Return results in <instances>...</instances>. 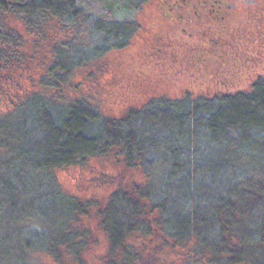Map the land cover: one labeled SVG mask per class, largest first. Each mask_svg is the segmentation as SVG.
<instances>
[{"label":"trees","instance_id":"trees-1","mask_svg":"<svg viewBox=\"0 0 264 264\" xmlns=\"http://www.w3.org/2000/svg\"><path fill=\"white\" fill-rule=\"evenodd\" d=\"M148 1L0 0V264H89L92 220L103 264H264L263 79L121 118L72 92L76 73L127 47ZM106 159L141 181L104 204L60 186L59 170Z\"/></svg>","mask_w":264,"mask_h":264},{"label":"rangeland","instance_id":"rangeland-1","mask_svg":"<svg viewBox=\"0 0 264 264\" xmlns=\"http://www.w3.org/2000/svg\"><path fill=\"white\" fill-rule=\"evenodd\" d=\"M166 1L141 4L134 15L138 26L135 37L126 48L114 50L76 73L72 92H81L105 116L121 118L132 108L140 109L161 99L183 102L229 93L249 94L253 79H264V0H225L233 5L242 23L236 37L217 38L220 53L208 57L209 63H199L186 53L199 46V42L184 37L188 23L185 28L181 26L183 20L168 11ZM38 62L16 73L13 91L28 87L27 81L39 72ZM7 97L10 95H0L1 107ZM57 177L69 195L101 204L107 202L114 190L141 181L139 174L125 171L114 159L64 168L57 172ZM91 225L93 239L86 261L103 264L107 245L94 220Z\"/></svg>","mask_w":264,"mask_h":264},{"label":"flooded vegetation","instance_id":"flooded-vegetation-1","mask_svg":"<svg viewBox=\"0 0 264 264\" xmlns=\"http://www.w3.org/2000/svg\"><path fill=\"white\" fill-rule=\"evenodd\" d=\"M166 2L168 11L183 20L181 26L184 25L185 28L188 23L189 30L184 29V37L199 42V46L189 48L186 52L199 63L202 61L209 63L208 57L219 54L220 40L217 38L233 35L236 37V31L242 23L240 15L234 13L233 5L226 3L225 0H167ZM240 59L243 60L242 57ZM260 79L263 78L253 79V85Z\"/></svg>","mask_w":264,"mask_h":264}]
</instances>
